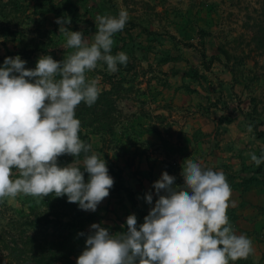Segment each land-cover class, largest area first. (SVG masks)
Masks as SVG:
<instances>
[{
	"label": "rangeland",
	"instance_id": "1",
	"mask_svg": "<svg viewBox=\"0 0 264 264\" xmlns=\"http://www.w3.org/2000/svg\"><path fill=\"white\" fill-rule=\"evenodd\" d=\"M52 2L55 5L54 11L49 10L48 0H0V67L3 66L5 57L17 55L26 61V69H34L43 55H50L56 61L67 58L74 50L64 47L66 38L59 33L60 26L55 22L57 18L70 17L71 24L66 25L69 30L82 31L84 40L91 44L96 33L95 21L98 15L115 17L121 9L129 13V20L124 29L113 36L111 53L115 55L124 52L128 56L127 65H118V71L112 73L107 70L106 64L99 62L95 70L87 73L89 79L99 82L101 91L111 87L112 90L109 91L110 95L98 97L101 101L95 110L99 116L96 122L91 127L81 128L80 131L87 135L92 154H98L105 160L106 165L111 167L108 174L114 180L109 196L97 206L95 212L82 210L84 214L94 215V220L86 225L88 232L93 223L107 228L110 234L124 232L127 230L125 221L130 214H135L139 227L148 214L142 212L139 207L150 210L157 199L153 183L160 179L162 172L171 176L180 174L181 168L174 167V159L172 164L165 160L166 156L171 157L170 154L174 152L164 148V145L172 146L174 138L177 139L174 137V130L164 132L170 126V120L165 112L155 115V112L162 110L160 104H169L164 106L174 112V95L176 107L186 108L183 114L209 116L216 112L224 114L222 117H230L235 113L241 127L250 124L253 126L252 133H245L244 129V134L237 137L238 140L243 138L245 147H250L251 150L242 152L244 167H241L239 160L237 171L227 172L226 178L231 188L237 185L241 192H249L251 202L262 199L263 196L261 197L259 192L264 190V163L256 166L249 155H264V140L258 138L255 133L264 134L262 0ZM192 71L197 72L194 85L191 83L193 81H184V75L181 76L183 72L188 74ZM186 77H191V74ZM158 92L162 96L160 102L155 96ZM142 94L148 97H141ZM143 101L147 103L140 104ZM104 102L110 104L107 109L103 105ZM136 110L145 112L147 120L137 118ZM86 118L89 120L90 117L86 115ZM110 120L109 131L108 126L104 124ZM144 124L148 126L144 127ZM145 128L156 131L158 129V135L161 134L160 141H151L150 135L142 136L141 131H145ZM217 137L218 133L212 142H216ZM147 142H150L151 147L146 146ZM154 144L163 148L154 147ZM160 162L161 165L156 164ZM79 163L83 164V161ZM209 169L218 170L212 167ZM142 176H145L148 182L143 180ZM14 178H17L15 170ZM88 178H85V182ZM183 185L184 180L174 181V186ZM146 193H153L152 205L145 203L143 197ZM140 195L143 197L140 198ZM246 197L244 194L233 195L230 203L237 202L241 205L242 202L246 203ZM0 203L4 206H0V233H19L18 230H23L21 225L25 221L34 220L29 208L38 207V213L46 218L52 214L48 212L44 199L23 194L15 199L6 198ZM253 207L256 206L248 203L247 216L251 217L254 213L251 210ZM261 211H264V208H261ZM53 216L49 219L56 222L62 219L54 213ZM228 218L236 231L237 224H233L236 216L232 214L228 215ZM39 231L41 235L37 236V240L43 235L42 230ZM53 231L51 227L46 228L49 235ZM243 232L250 234V231ZM58 237L59 232L55 231L57 241ZM84 248L85 246L82 251ZM253 249V253L264 252V246ZM81 252L72 258L74 264ZM234 264H264V256L259 262H254L248 257L237 260Z\"/></svg>",
	"mask_w": 264,
	"mask_h": 264
},
{
	"label": "clouds",
	"instance_id": "2",
	"mask_svg": "<svg viewBox=\"0 0 264 264\" xmlns=\"http://www.w3.org/2000/svg\"><path fill=\"white\" fill-rule=\"evenodd\" d=\"M129 20L127 10L118 16L96 17L91 44L82 31H70L71 18L55 22L73 49L62 61L41 56L34 69L18 55L5 57L0 67V201L18 195L43 199L50 194L67 197L81 210L95 212L114 185L108 167L98 154L87 155L91 145L80 139L81 122L76 109L83 102L91 107L101 89L87 73L99 62L109 72L127 65L124 52L112 53L115 33ZM251 133L253 126H247ZM83 158L84 174L78 166H59L58 157ZM256 166L264 155L250 153ZM14 170L17 178H14ZM183 187L174 186L175 177L162 172L152 185L157 196L139 227L135 214L126 218L127 230L110 234L98 223L90 225L85 248L76 264H234L254 251L252 240L237 235L227 209L232 195L223 171L202 168L185 161ZM163 192V194H161ZM144 200L153 204V193ZM78 235L84 236V233Z\"/></svg>",
	"mask_w": 264,
	"mask_h": 264
},
{
	"label": "crops",
	"instance_id": "3",
	"mask_svg": "<svg viewBox=\"0 0 264 264\" xmlns=\"http://www.w3.org/2000/svg\"><path fill=\"white\" fill-rule=\"evenodd\" d=\"M45 6H43L44 8ZM184 81H193L191 82L194 85V80L190 79L188 77L183 78ZM196 84V83H195ZM185 89V88H184ZM197 90V88L195 87ZM183 90V89H181ZM147 94V93H146ZM148 95H143L141 97H144ZM157 96L158 102L161 101L162 96L158 93L155 94ZM146 97V98H147ZM190 99V98H188ZM141 100V99H140ZM146 101L140 102V104L145 103ZM149 102V101H148ZM147 103V102H146ZM151 103V101L149 102ZM189 103V100H188ZM187 104V103H186ZM150 105V104H148ZM164 105L169 104H160V108L162 110H159L155 112V115H158L160 112H165L166 117L168 120H170V126L164 130V132H171L174 130V145L169 146L167 144L164 145V148L170 149V151L174 154H170L171 157L166 156V161H170L172 164L174 159V167L175 168H181L180 174H174V177L176 178L175 181L183 180L182 177V169L185 167V161L186 160H192L193 162H198L202 168L209 169V167L212 168H218L217 171H223V173L226 176L227 172H235L237 171V164L240 162L241 167H244V158H242L243 153L242 152H248L251 151L249 148L245 147V142L242 141L243 138H240L238 140V136L241 134H244L243 131L245 129V133H249L247 131V126L241 127L240 124H238V118L235 113L234 115H230V117L223 116L224 114L219 113L216 114L214 112L213 114L207 116H202L199 114L196 116H191V114H183L186 110V108H177L176 98L174 95V112H171L170 110H167ZM179 106V105H178ZM183 107V105H182ZM173 109V107H172ZM136 116L137 118L142 119L143 121H146V116L144 115L145 112L140 113L139 110H136ZM143 114V115H141ZM221 115V116H217ZM174 125V126H171ZM143 126V124H142ZM148 126V124H144V127ZM145 131H141L142 136L146 134L145 136H152L150 137L151 141L153 139H157L158 142L160 141V135H158L157 131L154 129L145 128ZM160 130V129H159ZM218 133V137L216 142L214 141L215 134ZM252 133V132H251ZM149 139V138H148ZM156 140V141H157ZM259 141V140H256ZM150 142L146 143V146L151 147L149 145ZM259 143V142H258ZM158 146L162 149L163 146H160L159 144L156 146L154 144V147ZM258 153H260L259 150H256ZM228 152V153H227ZM258 157V156H257ZM145 159V156L143 157ZM161 165L160 163H156ZM238 167V166H237ZM216 171V170H215ZM241 171V170H240ZM139 178V177H138ZM143 180L145 179L146 182L147 179L145 176H142ZM149 178V177H148ZM234 181V180H233ZM254 189V188H253ZM232 195L231 197L239 195H247L246 203L242 202L241 205H238V203H230L229 208L227 209L228 215L234 214L236 216L235 223L237 224V230L235 233L237 235L243 234L246 237L250 238L252 240L253 248L255 247H263L264 246V211H261V208H264V190L262 192H259L261 194L262 199H259L257 202H251L249 199L250 193H246L241 190H239V187L235 185V187L231 188ZM132 191V190H131ZM133 193V192H132ZM143 197V195H140V198ZM144 198V197H143ZM136 201V200H135ZM146 203V202H145ZM248 203H252L256 207L251 208V210L254 211V213L251 214V217L247 216V208L246 206ZM139 207V206H138ZM141 207V206H140ZM139 209L144 212L148 213V208H140ZM143 209V210H142ZM243 231H250V234L244 233ZM264 256L263 253H253V255H250L249 258L252 259L254 262H259L260 259ZM236 263V261L234 262ZM232 264V262H230Z\"/></svg>",
	"mask_w": 264,
	"mask_h": 264
},
{
	"label": "trees",
	"instance_id": "4",
	"mask_svg": "<svg viewBox=\"0 0 264 264\" xmlns=\"http://www.w3.org/2000/svg\"><path fill=\"white\" fill-rule=\"evenodd\" d=\"M264 2V0H262ZM49 10L54 11L55 5L52 0H48ZM262 31V29L260 30ZM203 66V64H202ZM205 68V65L203 66ZM183 77L191 74V77L194 78L197 76L196 71L189 72L188 74L183 72L181 73ZM112 87L109 90H102L99 97H105L110 95ZM99 98L91 106H87L83 102L76 109V118L81 122V128L91 127L93 123L99 118L97 112L95 111L99 106ZM103 105H110L107 102H104ZM232 112V111H230ZM88 115V118H86ZM103 115H106V112H103ZM101 119V118H100ZM110 122L104 124L108 126L110 131ZM115 126V125H113ZM258 138L264 140V134L260 132H255ZM80 139L86 143L90 144V141L86 134L79 133ZM92 151L87 153L91 155ZM85 153H81L79 157H72L70 155H62L57 159L59 166H78L81 169V172L84 174V178L88 176V173L83 169V164H80V161H83ZM108 170L111 169L110 166H107ZM132 194V193H131ZM134 200V197L132 195ZM45 201V206L49 214L42 216L38 213V207L29 208L30 215H33L34 220L25 221L21 227L23 230H18L19 233H12L9 231L7 233H0V264H74L72 258L74 255L82 251L83 246H85L86 236L89 234L86 225L94 220V215L84 214L83 211L79 208L77 204L69 203L67 197H55L49 195L43 198ZM0 206L4 207L1 203ZM2 210H0V214ZM53 213L61 216V220L56 222L49 217H54ZM11 223V224H10ZM10 226L13 225V220L10 222ZM51 227L54 231L51 235L46 233V228ZM58 228V230H56ZM31 229V231L29 230ZM36 230V232L32 231ZM42 230L41 239L37 240V236L41 235L40 231ZM39 231V232H38ZM55 231L59 232V241L55 238ZM79 233H84V236L78 235Z\"/></svg>",
	"mask_w": 264,
	"mask_h": 264
}]
</instances>
